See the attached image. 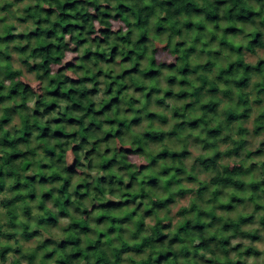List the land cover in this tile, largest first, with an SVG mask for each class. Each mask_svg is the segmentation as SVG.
Here are the masks:
<instances>
[{
	"label": "clouds",
	"instance_id": "9594fccd",
	"mask_svg": "<svg viewBox=\"0 0 264 264\" xmlns=\"http://www.w3.org/2000/svg\"><path fill=\"white\" fill-rule=\"evenodd\" d=\"M64 0H60V3L63 4ZM91 2V0H89ZM122 0H96V3L104 8L116 9L117 5L120 4ZM35 5V0H33V5ZM150 6V0H142L143 6ZM209 5L214 6V0H194V6L197 9H212ZM26 2L23 6L18 7H28ZM132 0H128L127 7H133ZM242 7L247 6V0L245 4L241 5ZM40 7L42 8H56L57 5L54 3H41ZM232 8V4H224L221 9V14H227L228 11ZM255 11L259 12V7L257 6ZM79 11V9H77ZM85 11H90L95 14V8L85 9ZM75 14V13H73ZM115 15V13H113ZM167 16V12L157 10L156 15L151 18L150 23L155 25L158 24L164 17ZM44 19H50L52 23L58 22V13H54L50 18L44 16ZM128 23L135 25L137 20L134 16L127 18ZM179 21V23H177ZM264 22V21H261ZM73 24L77 21H72ZM114 26L112 28L113 32H116L120 25L115 21L113 22ZM192 25H204L203 29L192 30L190 35L185 36L187 40L186 47L191 48L193 46V41L196 40L198 36L203 32V38L196 45V47L204 53V55H199L198 53H193L187 57L186 63L192 68L195 69L194 74L190 76H185L184 67L180 65V71L161 69L162 76L144 79L139 74H134L131 81L126 79V76L129 71L134 69V65L128 62L120 63L124 57L116 56L113 63H104L103 61L96 67H93V64L89 63L87 65H82L80 60L76 61V66L80 67L81 70L73 75L72 69H66L63 73H60V77L68 76L73 80L84 79L86 81H91L93 77L98 81V84L87 82L85 87L88 90L98 87L100 90L96 95L89 97V103L95 106V110L100 112L102 109H105V104L113 99V90L116 87V82L122 85V88L117 90V95L122 99V103L114 105L110 112L105 111L101 115L97 123L100 121H106L105 123L100 124L101 131L98 132L95 136H91L88 139V147H85L83 151L79 153L80 160L83 167L79 168V171L83 175H76L71 177V187L70 192L73 193L69 199L67 195L61 196L59 192H54V200H59L60 204L53 206V201H48L44 203V208H40L42 201L37 197L34 200H25L23 204L17 205V208H23L25 205L31 208V215L33 217H44L45 209L51 212L52 222H58L56 227H52L50 231L45 230L43 224H38L36 220L29 222L21 212L17 211L16 215L18 219L16 220L17 224H28L29 230L39 229L44 233L43 236H36L33 238L31 243L27 245L23 241L18 245L15 240H3L0 239V248L11 247L13 249L23 246L25 254H31L37 247L38 244L42 243L45 238L51 237L59 242L62 239L68 237L71 232L69 229L68 232L62 231V229H68L70 225L78 223H86L90 229H93L96 233H104L110 231L109 223H96V219L101 218L105 210L108 208V202L112 204L121 205L122 207L119 210H114L111 212V215L114 218H122L125 215L136 213L133 217L134 220L140 218L141 213L144 214V224L148 226L149 229H154L157 227L158 223H171L173 226L171 232L173 235L177 234V231L182 228L188 221L199 219L205 224L212 223V217L205 216L203 213H212L214 209L215 216L223 217L224 222L232 221L236 225H241V218L245 220L254 216L253 223H249L246 226L240 227L239 231L229 230L228 232H217L216 229L222 228L223 224L217 225L215 229L209 231L208 236H216L218 240H230L231 248H235L236 245H242L240 248L236 249L234 252H230L229 256H225L220 252L205 253L202 249L197 250L199 255L205 257L206 260L212 261L216 260L219 264H226L227 261H231L232 264H264V241L254 239L256 233L264 236V225H262L261 220L264 219V211H257V205L264 208V199L254 198L255 194L252 191L240 192L224 177L227 176L225 173V167L231 169L237 166H242L244 169L250 167L252 163H256L258 166L264 164V157H253L252 159L245 160L242 156L239 160L233 156H223L221 158V167L216 171H208L204 169V166L212 159L217 152L227 153L233 149L231 143H219L216 144L215 148L209 147V144H212V138L210 132L207 130L209 128H217L224 125L225 120L234 119L232 116H224L222 114H217L212 116L211 111L201 110L202 105L209 104L211 101L213 104L218 105L219 112H232L240 108L238 116L242 118L243 112L246 110L244 107V101L240 99L242 91L240 88L236 87L235 83H226L223 80L217 79V76L212 72H204L203 66L207 65L213 57L207 55L208 52H218L220 51V45L213 41L209 47H203L207 44L213 35L223 38V30L230 25L225 22L219 23L217 28L215 23H209L206 17L203 14L193 13L192 15L179 14L174 17L169 22V27L172 24L176 25V28H181L185 24ZM99 23V20L94 22V27L99 29L102 27ZM37 25H29L30 30H35ZM42 27L49 28L51 24L43 25ZM237 27L241 30L242 35L246 37L243 40L232 41L229 38L228 42L232 45V49H246L249 47V44L252 39V35L261 31L259 24H246L238 23ZM130 31L128 27H123L120 31V35L124 36ZM18 34V33H17ZM79 35V33H75ZM137 37H133V43H135ZM70 39L68 34H63L64 42H67ZM83 39V38H82ZM153 39H156L159 46L164 48L168 41L165 39L160 41L158 37L153 36ZM181 40V36H174L172 40V47L170 51L175 48V45L178 41ZM23 47L24 44H27L28 41H19L17 42ZM47 43L55 44L56 41H36L34 40L31 44L32 48H43ZM120 45V47L127 50L132 49V44H123L121 41L113 39L111 44L102 45L100 48H97L94 44L84 43L77 52H67L64 56V59L56 65L51 72L48 73L47 77H44V71L40 70L39 73H26V79L21 78L23 83H29L31 89L35 92V95L24 99L23 97L17 98L13 97L12 100L0 104V109L11 108L15 105L26 104L29 111L23 113L25 118L32 116V112L37 109V99L43 97V90L47 89L49 92L53 91L56 87L55 84L50 85V81L57 80V69L63 68L64 65L68 64L76 56H82L85 50L90 49L92 52H100L105 55L109 53L112 47ZM3 46H0L2 48ZM71 47H75L73 43ZM183 51V49H182ZM227 50L225 55H227ZM17 60L26 58V55H21L17 53H12ZM127 55V53H126ZM147 57L146 61H142L146 71L151 70L153 67L151 65V60L155 59L151 55V50L147 53H144ZM175 57L168 56L166 54H161L160 62L165 64H172ZM264 53H261L259 58L252 57L251 59L241 62L240 53L235 52L231 59L226 61L223 66L217 64L216 67L219 69L221 67L226 68L229 72L233 67H239L241 73L239 76L235 77L236 81H241L247 77L249 73H252L256 78L254 83L264 84V79H260L261 72L260 69L264 68ZM46 60L42 57H36L34 59H29V64H45ZM6 66V65H3ZM21 65L19 63L14 64L13 70L19 71ZM183 69V71H182ZM103 73L101 75L100 73ZM37 76L44 77L43 80L37 79ZM199 77H204L206 82H214L218 94L215 98L211 96H204L199 100L198 103L195 102V96L193 95L195 89H199L203 86L201 79ZM118 78V81H117ZM170 78L176 80L175 84H168L167 81ZM187 80L188 83H182ZM12 82H5V88L11 87ZM110 86V87H109ZM74 85L68 84L66 86V92L68 89H72ZM143 88L144 92L136 91V88ZM152 89H159L158 94H153ZM259 89H255V92H258ZM108 95H105V93ZM228 92L229 97H225L222 93ZM255 92L249 88L244 89V94L249 95V100L252 101L253 107L258 108L255 105ZM172 93L173 95H168ZM5 94H7L5 92ZM71 95V92H68ZM83 95V92L80 93ZM148 97L151 99L149 100ZM178 97V98H177ZM45 104H52L56 101V97L49 95L43 97ZM104 103H101V102ZM138 101V103L136 102ZM157 101H163V105L157 103ZM59 107L52 110L50 114L45 115L42 119L39 120L37 127L45 128L49 127L53 131L63 130L66 137L71 136L73 133L80 134L83 132V128L79 125H73L71 123L67 124H58L56 123L59 120L60 116L65 113L66 109L72 107L71 103L68 100H60ZM195 104V110L193 111V105ZM133 109L135 111H129ZM40 112L44 111V108L39 109ZM187 111L188 119L191 121L202 120L203 124L196 127L195 129L191 127H185V120L183 118V113ZM205 111H208V115L205 116ZM149 114H156L158 116L165 117L168 121L167 124L162 125L159 120H152L147 118ZM260 115V110H257L253 116V120L258 119ZM0 117H3V112H0ZM81 117L85 118L84 128L88 127L91 123V117L86 115L85 111L71 112L69 113V118L79 119ZM137 118H142V121L139 125H133L130 131L126 134L121 135V127L125 121H132ZM33 117V121H35ZM49 121H52L51 125L48 124ZM114 121L119 123L114 124ZM211 121V124H209ZM23 124L19 119H13L11 123L3 128V131L0 132V136H3L5 133H8V139H16V132ZM181 128L182 131H177L176 135L171 136L169 139L168 136H165L164 140L161 142L159 140L160 133H172L174 129ZM241 128L245 131H241ZM16 130V132L13 131ZM256 129L253 127L252 121H249L247 124H241L239 121H235V126L227 128L223 132V136L230 137L231 141L239 143L240 141H246L245 149L250 152H255L259 148L264 137L261 136H252L250 134H245V132L251 133L255 132ZM155 133V136L149 138L148 134ZM27 135V133H25ZM114 135L115 139L111 142H108V136ZM41 136L40 131H33L31 134V142L27 144H20L18 148L22 152L34 151V155L28 159H25L23 163L19 160L16 161L20 165V168L23 169L26 165L31 164L32 166L28 168V171L24 173L25 176H32L40 172H46L48 176L55 174L56 176L64 177L65 180L68 179V175L60 167L53 166L47 167L51 161L45 157V148L41 145L45 144V141L42 139H37L36 137ZM222 138V137H221ZM97 141H102L96 146V151L99 153V157L92 158V167L88 166V160L84 159L85 152L89 151V148L92 145H95ZM138 141H147L143 145L139 144ZM207 142V143H206ZM73 143H79V140L74 141ZM73 143H68L67 140H52L51 143L47 144V149L49 151L55 150L56 152L60 151V148L56 147L57 144H66L65 155L67 157V163L70 165L73 160L76 158V154L73 153L72 147ZM131 148L136 152V156L130 157L129 160L125 161L123 170L119 166H113L111 169L102 170L100 165L103 162L111 160L117 157V148ZM142 148V151H141ZM13 149L5 147L0 149V163H3L4 160L8 158V155L12 153ZM237 148L235 152H239ZM162 154V155H158ZM154 158L158 159L159 167L145 168L141 171V165H148ZM182 161V162H181ZM198 161V166L196 168L193 165ZM131 165V166H129ZM135 174V185L132 186V178ZM111 176L115 179L110 183L100 185L99 181L101 177ZM219 175L222 177L219 184L213 183V180ZM145 177H156L160 181V188L158 190L145 187L147 181ZM262 177L256 175L255 172L250 173L246 176H236V180L245 184H254L259 183ZM15 183L14 178L6 181L8 186H12ZM63 181H57L52 184L38 185L37 191L39 193L52 192L53 189L59 190L62 187ZM77 186L79 187V192L83 197L81 200H78L75 192L77 191ZM191 192L189 195H185L181 198V192ZM87 193V195H85ZM203 193V198L201 199L196 194ZM20 194H27V190L24 193L18 192H3L0 193V200H11L14 196ZM147 194V195H146ZM215 194V198L213 196ZM235 197L236 199H233ZM175 201L174 203H169L165 205L164 208H160L157 215L151 216L148 214V211L153 208V202L163 203L169 199ZM245 201H250L245 204H241L240 199ZM67 201V202H66ZM134 201V202H133ZM69 203H74L79 209L80 212L76 211L74 207H68ZM60 205L65 206V210L68 215H64L61 212ZM223 205H235V210L231 212H223L219 210L220 206ZM195 206V207H193ZM181 210H185L182 215ZM8 210L0 208V215H4ZM81 213H85L82 215ZM85 215L89 217V220L85 219ZM47 219V218H46ZM115 222V221H113ZM7 218L0 220V224H6ZM125 227H129L125 225ZM5 232L14 231L16 235H21L23 233V228L17 229H3ZM129 231H135V229L129 227ZM167 231V230H166ZM242 233H249L250 235H243ZM144 237L147 238L151 235L150 232H145ZM115 233L111 234V237L114 238ZM88 236H85V241L88 240ZM207 238V237H203ZM95 241L96 236L91 237ZM202 237L199 234L193 235L190 237V244H176L173 246L176 252H181L185 248L189 252H192L193 247L201 243ZM126 242L129 246L139 243L137 240L128 239L125 236ZM113 248L119 249L121 245L113 244ZM249 247L255 248L260 255L257 256L253 253H249ZM167 249L157 248V252L166 251ZM45 252L51 251V248L44 249ZM43 255V252L40 253V256ZM61 253L57 252V256H60ZM124 257L133 258L137 261L144 259L147 260V255L144 256H135L130 253H123ZM39 258V257H38ZM7 259L9 262L13 260H18L20 264H28L27 260H22L19 256H14L13 252L7 253ZM51 264V262H49ZM81 264H95V260L88 262L81 261ZM178 264H198L195 259H192L191 256L188 259L180 257L178 259ZM203 264V262H199Z\"/></svg>",
	"mask_w": 264,
	"mask_h": 264
},
{
	"label": "trees",
	"instance_id": "16d2710c",
	"mask_svg": "<svg viewBox=\"0 0 264 264\" xmlns=\"http://www.w3.org/2000/svg\"><path fill=\"white\" fill-rule=\"evenodd\" d=\"M21 1V0H15ZM128 0H122L120 4L117 5L116 9L104 8L96 3V0H64L63 4L60 3V0H35V5H33V0H28V7H22L21 12L15 13L10 9V6L14 4V1L11 0H0V104H4L13 99V97H23L27 99L35 95V92L31 89V87L23 83L21 80L22 70L20 68L19 71H14L13 66L14 62L12 60V53H17L21 55H26V58L20 59L19 62L22 66H24L30 73H39L40 70L44 71V77H47L48 73L53 70L63 59L67 52H77L84 43L94 44L97 48H100L102 45L111 44L113 39L121 41L123 44H132V49L127 50L125 48L120 47V45H116L111 48L107 55L100 52H92L90 49L85 50L82 56H76L70 61L68 64L64 65L63 68L57 69V80L50 81L51 84H55L56 87L53 91L49 92L47 89L43 90V97H47L49 95L55 96L56 101L52 104H48L46 106H41L38 103L37 99V109L32 112V116H28L25 118L23 113L29 111L26 104L15 105L11 108L0 109V112H3V117H0V132L3 131V128L11 123L13 119H19L23 126L19 128L18 132H16V139L9 140L8 133H5L3 136H0V149L5 147L12 148L13 151L8 158L0 163V193H2L5 189L9 192H18L24 193L27 190V194H20L14 196L11 200H0L1 205L7 209L6 216L8 218V227L9 229H17L23 228V233L21 234L25 240L30 238H34L36 236H43L44 233L39 229L30 231L28 224H17L16 220L18 219L16 213L17 211L21 212V214L29 221L31 217V208L25 205L23 208H17V205L23 204L25 200H34L37 197L42 201L39 206L41 209L44 208V203L48 201H53V206L60 204L59 200H54L53 194L54 192H59L61 196L67 195L70 199L71 193V177L76 175H83L79 171V168L83 167L79 153L84 150L85 147H88V139L91 136H95L98 132L101 131L100 124L105 123L106 121H100L97 123L98 118L105 113V111L110 112L114 105L122 103V99L117 95V90L122 88V85L116 82V87L113 90V99L105 104V109H102L100 112L95 110V106L89 103V97L96 95V93L100 90L98 87H94L91 90H88L85 85L87 82H92L98 84L99 82L95 80V77L92 78L91 81H86L84 79L73 80L68 76L60 77V73H63L66 69H72L73 75L78 73L81 68L76 66V61L80 60L82 65H87L89 63L93 64V67H96L100 64L101 61L104 63H113L115 61L116 56H122L124 59L120 61V63H131L134 65V69L129 71L126 79L131 81L133 79L134 74H139L144 79H152L156 77H160L162 74L161 69L175 70L180 71V65L184 67V75L190 76L192 74V70L190 66L186 63L187 57L193 53H198L199 55H204L202 51H200L196 45L203 38L204 33L202 32L200 36L193 41V46L191 48H187V40L185 36L190 35L192 30L195 29H203L204 25H192L185 24L181 28H176L175 24H172L169 27V22L179 14L192 15L203 14L209 23H215L217 28L219 23L225 22L230 26L223 30V36L225 37L224 41L217 42V36L213 35L211 40L208 41L207 44L203 45V47H209L213 41L220 45V51L218 52H208L207 55L213 57L210 60V63L203 67L204 72H212L217 76V79L223 80L226 83H235L237 88H242L247 85L248 75L245 79L241 81H236L234 78L239 76L241 73V69L239 67H233L229 72L226 68H217L216 65L223 64L230 60L232 55L235 52L240 53V57L244 56V50L250 52L252 54L257 53V48H264V0H247V6L242 7L241 5L245 4V0H214V6L209 5L212 9L209 11L208 9H197L194 6V0H150V6L146 5L141 7L142 0H132L133 7H127ZM26 3V2H25ZM24 3V4H25ZM41 3H54L57 5L56 8H42L40 7ZM23 4V5H24ZM224 4H232V8L228 11L227 14H221V9ZM259 7V12L255 11L256 7ZM95 8V14L90 11H85V9ZM79 9V11H77ZM157 10L167 12V16L164 17L158 24H151V18L156 15ZM54 13H58V22L52 23L50 19H44L46 16L50 18ZM75 13V14H73ZM115 13V15H113ZM134 16L137 20L135 25H131L128 23L127 18ZM77 21V23L73 24L72 21ZM99 20V23L103 25L99 29L94 27V22ZM120 21L122 25L120 28L113 32V24L112 21ZM179 23V21H177ZM238 23H246V24H259V28L261 31L252 35L251 42L249 47L246 49H232V45L228 42L229 38L232 41H237V37H240V40L245 39L242 35L241 30L237 27ZM35 24L37 27L35 30H30L29 25ZM51 24V27L45 28L43 25ZM128 27L130 31L127 35L121 36L119 33L122 31L123 27ZM18 33V34H17ZM75 33H79V35H75ZM63 34H68L70 39L67 42L63 40ZM166 35L169 40H173L174 36H181V40L178 41L173 50H169L172 45H169L168 52H165L166 55L175 57L172 64H165L157 61L156 51L152 49V43L148 42L149 36H156L160 39L161 35ZM133 37H137L135 43H133ZM83 38V39H82ZM36 41H52L55 40L56 43H47L43 48H32V42ZM19 41H28L27 44H24L23 47L17 42ZM75 44V47H71L72 44ZM183 49V51H182ZM151 50V55L155 57V59L151 60V65L153 66L151 70L146 71L144 68V64L142 60H147V57L144 53H147ZM227 50L228 54L225 55V51ZM127 53V55H126ZM36 57H42L46 60L45 64H29V59H34ZM261 63H264L262 61ZM6 65V66H3ZM183 71V69H182ZM264 68L260 69L261 74L263 73ZM103 75V73H100ZM44 77L37 76V79L43 80ZM11 81L12 85L9 88H5V82ZM118 81V78H117ZM168 84L172 85L176 83L174 78H170L167 81ZM182 83H188L187 80ZM68 84L74 85L72 89H68L66 92V86ZM110 87V86H109ZM259 93L264 94V86L258 83ZM136 91L144 92V89L136 88ZM159 89H152L151 92L153 94H158ZM5 92L7 94H5ZM71 92V95L68 94ZM83 92V95L80 93ZM205 94H215L218 93L216 90V86L214 82H206L199 89H195L193 95L195 96V102L198 103L200 99L204 97ZM224 96H229L228 92L222 93ZM105 95H108L106 92ZM168 95H173L172 93H168ZM211 97L215 98V96ZM150 100L151 98L148 97ZM241 100H244L243 94L240 97ZM60 100H68L72 107L65 110V113L60 116L59 120L56 121L58 124H67L71 123L73 125H79L83 128V132L80 134L73 133L71 136L66 137L64 135L63 130L61 131H53L50 126L45 128H39L37 125L39 124V120L42 119L45 115L51 113L52 110L59 107ZM138 103V101H136ZM101 103H104L103 101ZM161 104V102H157ZM44 108L43 112H40L39 109ZM193 111L195 110V104L193 105ZM201 110L211 111L212 116H216L217 114H222L224 116H232L234 119L225 120V126H230L235 121L240 122V116L237 115L239 113L238 107L235 111L232 112H224L220 113L218 105L213 104L211 101L209 104L202 105ZM85 111L87 116L91 117V123L88 127L84 128L83 125L85 123V118L81 117L79 119L69 118V113ZM129 111H135L133 109H129ZM208 111H205V116L208 115ZM33 117H35V121H33ZM247 117L246 111L243 112L242 118ZM147 118L152 120H159V122L164 125L167 124L168 121L165 117L158 116L156 114H149ZM183 118L185 120V127H191L195 129L196 127L203 124L202 120L191 121L188 119L187 111L184 112ZM142 121V118L134 119L130 122L125 121L120 129L121 135L126 134L130 131L133 125H139ZM52 121H49L48 124L51 125ZM114 124L119 123L118 121H114ZM211 124V121H209ZM242 124V123H241ZM253 127L256 129L255 134L259 133L264 127V111H262L259 115L258 119L254 120ZM221 127L217 128H209L207 129L210 132L213 143L209 144V147L215 148L217 143L216 134L220 131ZM183 129L177 128L174 129L172 133H160L159 140L162 142L165 136H168L171 139V136L176 135L177 131H182ZM33 131H40L41 136L36 137L37 139H42L45 141V157L48 158L51 163L47 165V167L58 166L64 172L67 173L68 179L65 180L64 177L56 176L53 174L52 176H48L46 172H40L32 176H25L24 173L28 171V168L32 165H26L23 169L20 168V165L16 163V161H20L23 163L25 159L30 158L35 153L34 151L30 152H22L19 150L18 145L27 144L31 142V134ZM241 131H245V129L241 128ZM27 133V135H25ZM248 132H245V134ZM149 138L151 136H155V133L148 134ZM67 140L68 143H73L76 140H79V143H73L72 151L76 154V158L69 165L67 163V157L65 155L66 144H57L56 147L60 148L59 152L55 150L49 151L47 149V144L51 143L52 140ZM114 135L108 136V142L110 140H114ZM230 143L233 145V149L227 153H219L209 160V162L204 166L205 170L208 171H216L221 166V158L222 156H233L239 160L242 156L245 160L252 159L253 157H264V142H261V148L257 149L255 152H250L245 149L246 141H240L239 143L235 141H231ZM102 141H97L95 145H92L89 148V151L85 152L84 159L88 160V166L92 167V158L99 157V153L96 151V146ZM147 141H138L139 144L143 145ZM207 143V142H206ZM239 149L240 151L237 153L235 149ZM142 151V148H141ZM243 151V152H242ZM117 157L103 162L100 167L102 170L111 169V167L119 166L122 170L125 165V161L130 159V156H136V152H134L131 148H117ZM162 155V154H158ZM182 162V161H181ZM131 166V165H129ZM159 167L158 159L154 158L148 165H141V171L145 168ZM195 168L196 166L193 165ZM255 172L256 175L262 177L259 183L245 185L236 180V176H246L250 173ZM38 174H41L43 178L39 179ZM229 174L231 176L230 180H228L229 184L235 187L240 192L252 191L255 194L254 198L263 199L264 197V164L257 165L256 163H252L249 168L244 169L242 166L235 167L234 170H230ZM15 180V183L12 186H8L6 181L9 179ZM114 177L105 176L100 178V185H104L110 183L114 180ZM222 177L217 175V177L213 180V183L219 184ZM147 184L145 187L156 189L160 188V181L156 177H145ZM57 181H63L62 187L57 190L53 189L52 192L47 193H39L36 189L38 185H46L52 184ZM136 183L135 174L132 178V186ZM79 187L77 186V191L75 195L78 200H81L83 197L79 192ZM191 192H181L180 196L183 198L185 195H189ZM87 195V193H85ZM147 195V194H146ZM201 199L203 198V193L196 194ZM215 198V194H213ZM233 199H236L233 197ZM242 198L240 199V203L244 204ZM67 202V201H66ZM134 202V201H133ZM171 198L168 201L163 203L153 202V208L148 211V214L151 216L157 215L160 208H164L165 205L169 203H174ZM246 206V204H245ZM61 212L64 215H68L65 210L64 205H60ZM68 207L76 208L77 212H80V209L74 204L69 203ZM122 206L112 204L110 201L108 202V208L105 210L104 215L101 218L96 219V223H109L110 231H106L104 233H96L93 229H90L86 223H78L74 225H70L68 229H62V231L68 232L71 229L70 234L67 238L60 240L57 242L55 239L48 237L43 240L42 243L38 244L36 249L31 254H25L24 250H21V246L15 249L11 247L0 248V259L5 261L7 259V253L13 250L18 253L19 257L22 260H27L28 264H81V261H91L95 260V264H178V259L183 257L184 259H188L189 256L192 259H195L198 264L199 262H203V264H219L218 261L212 260L208 261L204 259V256L199 255V249H202L205 253L212 252H220L225 256L230 255L231 247L230 240H218L216 236H208L209 231L216 228L217 225L223 224L222 228L216 229L217 232L223 231L228 232L229 230L237 231L238 228L242 226H246L249 223L254 221V217L251 216L246 220V222H241V225L238 226L232 221L224 222L223 217L215 216L216 209L213 210L212 213H203V215L212 217L211 224H205L199 219L188 221L182 228L177 231L176 235H173L171 232L172 225L171 223L160 224L158 223L157 227L154 229H149L146 224H144V214L141 213L140 218L138 220H134L133 217L136 213L128 214L123 216L122 218H114L111 215V212L114 210H119ZM195 207V206H194ZM235 205H223L219 207L220 211L223 212H231L235 210ZM257 210H263L261 206L257 205ZM184 212V211H183ZM84 215L85 213H81ZM182 215V214H179ZM34 220L37 221L38 224H43L45 230L50 231L52 227L57 226L58 222L49 223L52 220L51 212L45 209L44 217H33ZM47 218V219H46ZM85 219L89 220V217L85 215ZM242 220V219H241ZM115 221V222H113ZM91 222V220H89ZM262 225H264V219L261 220ZM125 225L135 229L132 231V234L129 235L131 240H137L136 247L132 249H127L125 247H120L117 254L113 252L112 245L118 244V236L121 232L124 231ZM128 227V228H129ZM167 230V231H166ZM145 232H150L147 238L144 237ZM115 233L114 238L111 237V234ZM14 231L5 232L2 230V226H0V236L8 238L15 236ZM199 234L202 239L201 243L195 245L193 247L192 252H189L187 248H185L181 252H176L173 248L176 244H190V237L193 235ZM257 234V233H256ZM95 235L96 239L93 241L91 237ZM88 236V240L85 241L84 237ZM207 237V238H203ZM254 237L259 238V234ZM15 242L19 245V240L14 239ZM120 245V244H119ZM167 249L166 251L157 252V248ZM51 248V251L45 252L44 249ZM238 246L234 248L236 251ZM129 251V252H128ZM43 252V255L40 256V253ZM57 252L61 253L60 256H57ZM130 253L135 256H144L147 255V260L141 259L137 261L133 258H125L123 253ZM249 253H253L258 255V251L249 247ZM15 256V255H14ZM39 257V258H38ZM60 257V258H59ZM8 264H20L18 260H13ZM226 264H232L231 261H227ZM238 264V262H237Z\"/></svg>",
	"mask_w": 264,
	"mask_h": 264
},
{
	"label": "rangeland",
	"instance_id": "374dc122",
	"mask_svg": "<svg viewBox=\"0 0 264 264\" xmlns=\"http://www.w3.org/2000/svg\"><path fill=\"white\" fill-rule=\"evenodd\" d=\"M11 1H14L15 3L14 4H12L11 6H10V9L11 10H13L15 13H17V12H21L22 11V7H18V6H23V4L25 3V2H27L28 0H21V1H15V0H11ZM116 22L117 24H119L120 26L122 25V23L120 22V21H116V20H113L112 21V24H113V26H114V23L113 22ZM167 40L168 41V44L164 47V48H161L160 46H159V44H158V42H157V40L156 39H153L152 38V36H149V38H148V42L149 43H152V49H154L155 51H156V58H157V61H160V57H161V54L163 53V54H165V52H168V47H169V45H172V41L171 40H169V38H167L166 37V35H161V37H160V41H163V40ZM224 39H225V37L223 36V38L221 39V38H217V42H222V41H224ZM237 40H240V37H237ZM15 53V52H14ZM261 53H264V48H257V53L256 54H252V53H250V52H247L246 50H244V56H241L240 57V60H241V62L243 63V62H245V61H247V60H249V59H251L252 57H255V58H259V56H260V54ZM171 56H174V55H171ZM202 56V55H201ZM12 60H13V62H14V64H16V63H19L20 65H21V63L19 62V60H17V58L15 57V56H13L12 55ZM142 61H146L145 59H143ZM209 63H210V61H209ZM204 67V66H203ZM191 68V67H190ZM21 70H22V76L20 77V78H25L26 79V73H30L24 66H22L21 65ZM191 70H192V74L191 75H193L194 74V71H195V69H192L191 68ZM163 74V73H162ZM162 74H161V76H162ZM199 79H201V81H202V84H205V81H204V77H199ZM256 78L254 77V75L252 74V73H249V75H248V79H247V85L246 86H244V87H242L241 88V91H242V94H243V96H244V107L246 108V113H247V117H245V118H240L239 120H240V122L242 123V124H247L249 121H252V123H253V125H254V120H253V116L255 115V113H256V111L257 110H260V113L262 112V111H264V94L263 93H259V91L258 92H255V89H259L258 88V83H254V80H255ZM260 79H264V71H263V73H262V75H261V77H260ZM26 84H28L29 85V83H26ZM263 86H264V84H262ZM249 88H251L254 92H255V96H256V100H255V105L256 106H258V108H254L253 107V103H252V101L251 100H249V95H251V93H249L248 95H245L244 94V89H249ZM218 93H215L214 95L213 94H205L204 93V96H216ZM223 95V94H222ZM224 96V95H223ZM225 97H229V96H225ZM178 98V97H177ZM157 102H161V104L160 105H163L164 107H167V105H164L163 104V101H157ZM38 103L41 105V106H46V105H48V104H45L44 103V100H43V97L42 98H39L38 99ZM219 108V107H218ZM238 110L240 111V108L238 107ZM184 114V113H183ZM182 114V115H183ZM235 126V122L234 123H232L230 126H225V124L224 125H222L221 126V128H220V131L219 132H217V134H216V139H217V143L219 144V143H230V141H229V138L230 137H227V136H223L222 134H223V132L224 131H226L227 130V128H231V127H234ZM246 134H250V135H252V136H261V137H264V127H263V129L257 134H255L254 132H251V133H246ZM222 137V138H221ZM112 140H110V142H111ZM262 142H264V141H262ZM44 145H41V147H43ZM259 148H261V145L259 146ZM258 148V149H259ZM243 152V151H242ZM263 155H264V152H263ZM130 157H133L132 155L130 156ZM223 157V156H222ZM196 167L198 166V161L194 164ZM195 167V168H196ZM221 167V166H220ZM235 169V167L234 168H231V169H229V168H227V167H225V173H227V176H226V178L228 179V180H230V178H231V176H230V174H229V171L230 170H234ZM38 177H39V179H41V178H43V176H41V174H38ZM3 192H9L7 189H5ZM2 192V193H3ZM263 199H264V197H263ZM250 201H244V204H246V206H247V203H249ZM194 207V206H193ZM0 208H3V209H5L2 205H1V203H0ZM183 211H185V210H181V213H178V215L179 214H183ZM257 211H263V210H257ZM5 216H6V213L4 214V215H0V220H2V219H4L5 218ZM251 217V216H250ZM250 217H248V218H250ZM254 217V216H253ZM6 218H7V216H6ZM247 218V219H248ZM242 220H241V222H246V220L244 219V218H241ZM30 220L32 221V220H34V218H33V216L31 215V217H30ZM253 222H255V221H252V223ZM160 224H162V225H164V223H160ZM0 226H2V230L4 229V228H8L9 229V225H8V218H7V223L6 224H0ZM56 227V226H55ZM240 230V228H238L237 229V231H239ZM132 234V232H130L129 231V228L127 227V228H125L124 229V231L123 232H121L120 233V235L118 236V240H117V243L118 244H120L122 247H125L126 248V250L127 249H129V251H130V249H132L133 247H136L137 246V244H133V245H131V246H129V244L126 242V240H125V236H127L128 237V239L130 238V236L129 235H131ZM243 235H250L249 233H242ZM257 234H259V233H257ZM257 234H255V235H257ZM259 238H256V237H254V239H256V240H261V241H264V236H262V235H260L259 234ZM17 239V240H19V243L21 242V241H23L24 242V244L25 245H27L28 243H31L32 241H33V238H30V239H28V240H25L24 238H23V236L22 235H16L15 234V236H13V237H10V238H8V240H14V239ZM0 239H3V240H6V237H3V235H1L0 236ZM236 246H238V248H240L242 245H236ZM231 247V246H230ZM112 249H113V252L115 253V254H117L118 253V251H119V249H117V248H113L112 247ZM21 250L23 251L24 249H23V246H21ZM128 251V252H129ZM235 250H234V248H231V251L230 252H234ZM10 252H13V254L15 255V256H18L19 254L18 253H16V252H14L13 250H11ZM260 255V253L258 252V255L257 256H259ZM60 258V257H59ZM204 259H205V257H204ZM9 263V261H8V259H6L5 261H2L1 259H0V264H8Z\"/></svg>",
	"mask_w": 264,
	"mask_h": 264
}]
</instances>
